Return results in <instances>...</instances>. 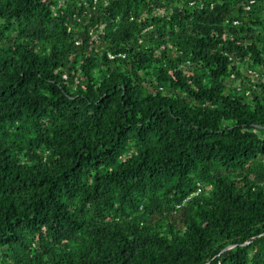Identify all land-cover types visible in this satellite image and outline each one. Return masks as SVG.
<instances>
[{
    "label": "trees",
    "instance_id": "1",
    "mask_svg": "<svg viewBox=\"0 0 264 264\" xmlns=\"http://www.w3.org/2000/svg\"><path fill=\"white\" fill-rule=\"evenodd\" d=\"M0 264H264V0H0Z\"/></svg>",
    "mask_w": 264,
    "mask_h": 264
},
{
    "label": "rangeland",
    "instance_id": "2",
    "mask_svg": "<svg viewBox=\"0 0 264 264\" xmlns=\"http://www.w3.org/2000/svg\"><path fill=\"white\" fill-rule=\"evenodd\" d=\"M232 82H233L232 84H236V83H237L236 81H235V82H234V81H232Z\"/></svg>",
    "mask_w": 264,
    "mask_h": 264
},
{
    "label": "built area",
    "instance_id": "3",
    "mask_svg": "<svg viewBox=\"0 0 264 264\" xmlns=\"http://www.w3.org/2000/svg\"><path fill=\"white\" fill-rule=\"evenodd\" d=\"M248 8V7H247ZM110 57H113V55H109Z\"/></svg>",
    "mask_w": 264,
    "mask_h": 264
}]
</instances>
